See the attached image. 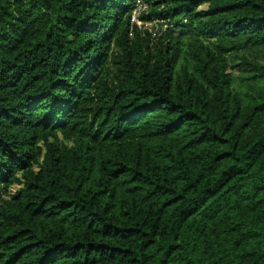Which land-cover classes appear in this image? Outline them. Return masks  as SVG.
Segmentation results:
<instances>
[{
    "label": "trees",
    "instance_id": "trees-1",
    "mask_svg": "<svg viewBox=\"0 0 264 264\" xmlns=\"http://www.w3.org/2000/svg\"><path fill=\"white\" fill-rule=\"evenodd\" d=\"M137 1L0 0V264H264V0Z\"/></svg>",
    "mask_w": 264,
    "mask_h": 264
},
{
    "label": "built area",
    "instance_id": "built-area-1",
    "mask_svg": "<svg viewBox=\"0 0 264 264\" xmlns=\"http://www.w3.org/2000/svg\"><path fill=\"white\" fill-rule=\"evenodd\" d=\"M144 7H145V4L141 0H138L136 2V6L132 10L131 21H134L136 24L140 25V22L135 20V16H136L137 12L139 10L143 9Z\"/></svg>",
    "mask_w": 264,
    "mask_h": 264
},
{
    "label": "rangeland",
    "instance_id": "rangeland-1",
    "mask_svg": "<svg viewBox=\"0 0 264 264\" xmlns=\"http://www.w3.org/2000/svg\"><path fill=\"white\" fill-rule=\"evenodd\" d=\"M200 7H204V5H201ZM146 26L152 27L153 25L151 23L146 24Z\"/></svg>",
    "mask_w": 264,
    "mask_h": 264
}]
</instances>
